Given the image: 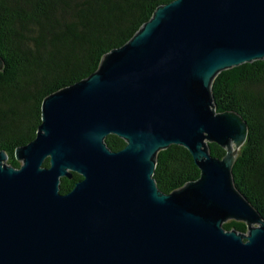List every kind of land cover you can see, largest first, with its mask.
<instances>
[{
    "label": "water",
    "instance_id": "water-1",
    "mask_svg": "<svg viewBox=\"0 0 264 264\" xmlns=\"http://www.w3.org/2000/svg\"><path fill=\"white\" fill-rule=\"evenodd\" d=\"M255 61H264V0L159 7L95 73L43 101L19 168L0 151V264H264V218L233 177L248 124L217 112L213 95L220 73ZM110 135L125 148L113 152ZM172 145L190 152L200 177L165 194L154 173ZM73 173L82 180L61 194ZM230 221L247 232L227 231Z\"/></svg>",
    "mask_w": 264,
    "mask_h": 264
},
{
    "label": "trees",
    "instance_id": "trees-1",
    "mask_svg": "<svg viewBox=\"0 0 264 264\" xmlns=\"http://www.w3.org/2000/svg\"><path fill=\"white\" fill-rule=\"evenodd\" d=\"M175 0H0V151L19 168L16 150L32 142L42 123V104L51 94L95 73L103 58L128 43L155 11ZM217 112H237L248 124V136L233 166L237 188L264 218V61L224 71L213 84ZM108 147L126 146L115 135ZM213 157L226 150L209 144ZM49 167V160L44 163ZM200 170L190 152L172 145L158 154L154 179L170 194L196 181ZM82 177L62 178L68 194ZM227 231L247 232L230 221Z\"/></svg>",
    "mask_w": 264,
    "mask_h": 264
},
{
    "label": "rangeland",
    "instance_id": "rangeland-1",
    "mask_svg": "<svg viewBox=\"0 0 264 264\" xmlns=\"http://www.w3.org/2000/svg\"><path fill=\"white\" fill-rule=\"evenodd\" d=\"M233 147H234V148H236V146H235V145H233Z\"/></svg>",
    "mask_w": 264,
    "mask_h": 264
},
{
    "label": "bare ground",
    "instance_id": "bare-ground-1",
    "mask_svg": "<svg viewBox=\"0 0 264 264\" xmlns=\"http://www.w3.org/2000/svg\"><path fill=\"white\" fill-rule=\"evenodd\" d=\"M218 107V106H217Z\"/></svg>",
    "mask_w": 264,
    "mask_h": 264
}]
</instances>
